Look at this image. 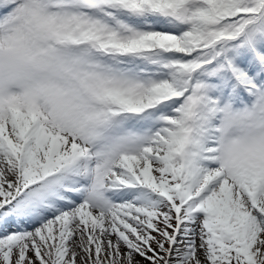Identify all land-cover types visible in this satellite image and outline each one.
<instances>
[{
    "label": "snow or ice",
    "instance_id": "1",
    "mask_svg": "<svg viewBox=\"0 0 264 264\" xmlns=\"http://www.w3.org/2000/svg\"><path fill=\"white\" fill-rule=\"evenodd\" d=\"M0 264H264V0H0Z\"/></svg>",
    "mask_w": 264,
    "mask_h": 264
}]
</instances>
